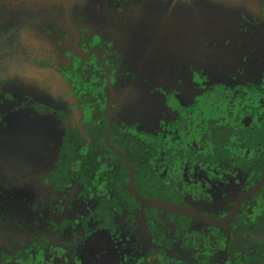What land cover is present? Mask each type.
Returning a JSON list of instances; mask_svg holds the SVG:
<instances>
[{
	"label": "flooded vegetation",
	"instance_id": "af4514ba",
	"mask_svg": "<svg viewBox=\"0 0 264 264\" xmlns=\"http://www.w3.org/2000/svg\"><path fill=\"white\" fill-rule=\"evenodd\" d=\"M164 1L167 0H73L70 3L67 0L53 3L0 0V7L5 8L21 2L45 7L62 4L65 15L63 25L72 36V41L68 37L59 40L64 46L60 60L56 54L54 56V43L51 49L35 47L39 55L35 56L33 62L42 69H52L53 76L64 84L65 92L51 93L46 90L45 93L26 94L28 99L25 106L31 111L23 112H30L28 117L32 116L33 120L26 119L24 123L28 128L27 135L32 137H28L23 128L19 133L22 137H28L29 144L33 140L41 142L42 148L52 147V151L39 156L50 162L38 159L36 165H43L42 170H35L37 173L21 178L25 185L38 186L37 192L42 195V200H36L39 206L27 205L29 220L24 222L30 221L28 227L15 223L4 232V240L0 241V264H194L193 251L183 250L181 240H173V235H155L147 216L151 207L162 210L163 214L170 211L191 218L194 226L200 230L206 224L220 228L226 235L225 250L217 249L216 254L211 255L221 262L229 257L232 231L247 242L249 240V249L241 245L239 259L242 261L252 254L257 257L254 251L247 254L246 249L252 250L260 245L251 243V237L253 242L260 236L252 234L253 230L236 231L233 227L237 218L243 217L240 214L242 204L264 185V180L261 182L264 169L258 181L246 187L243 159L229 157L227 148L230 142L216 140L215 134L226 127L227 121L225 124L221 121L226 119L232 105H228L227 100L221 102L227 96L223 95L224 85L246 84L254 79L261 69L259 67L264 64V0H247L239 9H231L223 4L213 5L210 0H205L202 10L205 14L194 19L192 31H189L190 41H195L197 48L184 49L179 57L173 55L169 59L162 58L157 49L151 46H134L138 29L142 28L137 23L139 16L144 15L146 20L158 19L160 15L157 10ZM99 4L106 6L103 12L102 6H99L100 16L88 15L84 11L86 6ZM76 5H80L82 13L75 9ZM45 31L50 34L53 29L48 27ZM59 32L66 35L62 34V29ZM231 46H234L232 55L229 52ZM148 49L155 56L154 62L142 64L145 74H141L140 67L132 64L131 56L144 50L148 52ZM42 51L46 53L40 55ZM176 67L181 70H173ZM150 68L154 70L150 71ZM237 78L241 81H237ZM50 84L54 88L55 83ZM0 91L7 96L12 95L3 90L1 82ZM93 92L100 93L98 98L104 103L106 129L103 140L96 143L98 146L104 144L117 154L127 169L126 188L131 197L138 201L139 212L134 220L129 209L122 206L118 210L115 206L117 198H123L121 194L113 192L111 183L108 182V190L98 187L89 193L77 177L72 176L65 183L63 173L53 174L59 160L65 158L60 159L59 153L67 127H76L87 142H91L85 124L87 113L93 112L88 107L95 98L86 97ZM84 98L89 103L83 102ZM199 98L201 100L197 105ZM138 99L143 100L142 105ZM212 105H220L223 112H209ZM11 109H14L11 112L23 110L18 105ZM131 112H142V115L133 120ZM193 112L198 113L194 115ZM217 117L221 121H212ZM242 120L249 125L251 117L246 115ZM116 126L126 133L124 136L133 135L143 141L145 154L149 158L156 157L159 167L162 166L161 176L174 179L182 191L183 185L199 184L204 187V194L196 196L182 192V203L145 198L136 186V171L129 154L114 140L118 137V133L113 132ZM0 142L3 143V139L0 138ZM33 152L37 153V149ZM21 153L28 154L26 150ZM32 160L29 157L25 161ZM127 163L133 171L134 189L146 202L173 204L221 222H207L190 214L147 203L142 206L131 191ZM215 175L221 177L215 178ZM209 176L211 179H208ZM252 188L255 190L236 205ZM69 191L76 194L72 197L68 195ZM43 192L47 193L46 201ZM67 197L71 199L64 205L61 200ZM73 201L83 206L70 218L68 213L76 210L72 209ZM248 211L251 212L250 208ZM35 224L44 228L36 233ZM23 227L28 228L30 234L21 232L15 236L16 228ZM12 236L13 239H7Z\"/></svg>",
	"mask_w": 264,
	"mask_h": 264
},
{
	"label": "trees",
	"instance_id": "16d2710c",
	"mask_svg": "<svg viewBox=\"0 0 264 264\" xmlns=\"http://www.w3.org/2000/svg\"><path fill=\"white\" fill-rule=\"evenodd\" d=\"M259 69L254 79L247 81L246 84L224 85L223 95L227 96H224L225 99L222 98L221 102L225 103L227 100L228 105L232 104L229 106L231 112L229 111L225 120L221 121L220 117L212 120L215 123L227 121L226 127L219 132L222 129L220 128L215 134V139L220 142L228 140L230 142L227 148L228 156L243 159L244 185L246 187L256 183L264 169V64ZM99 95L93 92L86 97L95 98L88 107L93 112L87 113L85 124V130L89 134L91 142L88 143L76 127H67L61 139L62 147L59 153L60 159L65 158L59 160L53 174L63 173L66 179L65 183L70 177H77L89 193L98 187L108 190V182L111 183L113 192L121 194L123 198H117L115 206L118 210L122 206L129 209L132 220H134L139 212L138 201L131 197L126 188L127 169L117 154L105 147L104 144L98 146L96 143L97 140H103L106 130L103 120L104 103L100 102ZM86 98L83 99V102L89 103ZM220 108L223 107L212 105L209 112L218 110V112H223ZM246 115L251 117L249 125H245L242 120ZM118 129L116 126L113 130L114 133H118V137H115L114 140L129 154L136 171V186L145 198L182 203V192H189L196 196L204 194V187L199 184L192 183L188 187L183 185L182 191L179 183H176L174 179L161 176L160 167L162 166L159 167V162L157 163L155 160L156 157L149 158L145 154L144 147H142L143 141L141 142L133 135L126 137L124 136L126 133ZM215 176V178L221 177ZM208 179H211V176ZM205 183L210 184L209 181H205ZM192 185L196 186L193 188ZM249 208L251 212L248 211ZM240 214H243V217L237 218L233 230H246V232L253 230L252 234L260 237L253 242L251 237V243L252 245L260 243V245L248 250L249 240L247 242L244 237L238 236L236 232L233 234L232 231L228 245L229 257L224 258L221 262L215 255H211L212 253L216 254L217 249L222 252L225 250L226 235L220 228L206 224L205 228L200 230L192 223L193 219L178 213L167 211L163 214L162 210L154 207L147 211L155 235L163 237L173 235V240H181L183 250L191 249L193 251L194 264H242V261L244 264H257L258 262L264 264V185L260 191L242 204ZM241 245L248 248L246 249L247 254H252L254 251L257 257L252 254L241 261L239 259ZM213 257L215 258L213 259ZM167 258L169 259L168 256ZM23 261L27 262V260Z\"/></svg>",
	"mask_w": 264,
	"mask_h": 264
},
{
	"label": "rangeland",
	"instance_id": "374dc122",
	"mask_svg": "<svg viewBox=\"0 0 264 264\" xmlns=\"http://www.w3.org/2000/svg\"><path fill=\"white\" fill-rule=\"evenodd\" d=\"M204 1L167 0L161 2L159 10H157L159 11L158 15H160L158 19L146 20L144 15L142 17L139 16L137 23L142 28L138 29V37L135 38L134 46H146L148 48L151 46L157 49V53L164 59H169L173 55L179 57L180 52L184 49L194 50L197 46L195 41H190L189 31H192L194 19L205 14L202 11L205 7ZM210 2L213 5L223 4L231 9H239L247 0H210ZM89 6L84 9L86 14L96 16H100L98 11L101 8L99 6H102V12L105 11L106 7L103 4ZM75 9L82 13L80 5H76ZM147 12L145 11V13ZM141 13L143 14V12ZM64 18L62 4L45 7L21 2L15 5H8L6 8L0 7V82L3 90L12 94L7 96L0 91V110H3L0 111V138L3 139V143L0 142V241L4 240L6 229H9L15 223L25 224L24 227H28L30 221L24 222L29 220L27 216L29 211L26 207H30L33 204L39 206L36 200H42V195L37 192L38 186L30 185L28 182L25 185L21 178L23 176L30 177L32 174L37 173L35 170L44 168L43 165H36L38 159H43L45 163H50L48 159H44L45 157L39 158V156H43L49 151L51 152L52 147L44 146L42 148L40 146L41 142H34V140L29 144L30 141L27 138L29 136L32 137V135H27L26 131L28 128L25 127L24 122H26V119L33 120V118L32 116L28 117L31 114L30 112L23 111H31L25 106V101L28 99L27 93L35 95L39 91L45 93L46 90L51 93L55 91L58 93L65 92L64 84L53 76L54 71L52 69H42L33 62L35 56L39 55L37 50H35L36 46H40L42 49H51L53 43L55 48L54 56L56 54L58 60L63 57L64 46L59 40L68 37L67 39L72 41L71 34L63 25ZM48 27L53 29L50 34L45 31V28ZM61 29L64 31L62 34H66L65 36L59 32ZM46 39L48 40L47 43H45ZM200 44L203 43L200 42ZM229 48V52L232 55L234 46ZM150 50L148 49V52L144 50L131 56L132 64L140 67L139 71L141 74H145V70L141 67L142 64L154 62L155 56L151 54ZM45 53V51H42L40 55ZM50 54L52 55V53ZM153 70L154 68H150V71ZM173 70L178 71L181 68L177 69L176 67ZM51 81L55 83L54 88L50 84L52 83ZM237 81L241 80L237 78ZM50 88H52L51 91ZM200 100L201 98H199L197 105H199ZM138 101L142 105L143 100L138 99ZM16 105L23 110H20L21 112H11L14 111L11 108ZM195 108L197 107L195 106ZM197 113L193 112L194 115H197ZM131 115H133V120H136L135 117L141 116L142 112H131ZM176 121L178 124L179 120L177 119ZM139 124L141 125V123ZM21 128L28 136L27 138L22 137L19 133ZM36 149L37 153H34L33 151ZM25 150L28 154L24 155L21 152ZM29 157L33 160L26 162L25 160ZM34 161L35 163H32ZM25 168L27 169L25 170ZM19 171L21 172L18 173ZM74 194H76L74 191H69L68 193L72 197ZM43 195L46 201L48 199L47 193L43 192ZM70 199L68 197L66 199L63 198L61 203L67 205ZM82 206V203L73 201L72 209H76L77 212L76 210L69 212L70 218H73ZM47 208L49 207L47 206ZM24 227L22 229L16 228L17 233L15 236L21 232L30 234V230ZM34 228V231L39 233L44 227L43 225L35 224ZM13 238L14 236L7 239Z\"/></svg>",
	"mask_w": 264,
	"mask_h": 264
},
{
	"label": "water",
	"instance_id": "95a60500",
	"mask_svg": "<svg viewBox=\"0 0 264 264\" xmlns=\"http://www.w3.org/2000/svg\"><path fill=\"white\" fill-rule=\"evenodd\" d=\"M35 1H38V2H46V3H53L55 2L56 0H35ZM73 0H67V3H70L72 2ZM128 165V168H129V172H130V186H131V191L133 193V195L135 197H137L140 201H141V205H145V203L147 204H150V205H154V206H160V207H163V208H166V209H169V210H174V211H178V212H182V213H186V214H190V215H193V216H196L198 218H201L202 220H205L207 222H211V223H220L221 220H216V219H212V218H209V217H206L200 213H197L195 211H191L189 209H186V208H183V207H180V206H176V205H173V204H168V203H165V202H156V201H149V202H146L145 200H143L140 195L136 192V190L134 189V183H133V171H132V168L130 167V165L127 163ZM264 180V173H263V176H262V179H261V182H263ZM257 188V187H256ZM255 190V188H252L251 190H249L248 192H246L239 200L238 202L236 203V205L239 203V201L241 199H243L245 196H247L248 194H250L251 192H253ZM143 212V211H142ZM144 214V213H143Z\"/></svg>",
	"mask_w": 264,
	"mask_h": 264
}]
</instances>
